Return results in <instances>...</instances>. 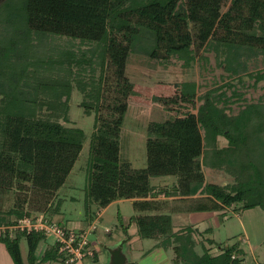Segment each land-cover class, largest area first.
Here are the masks:
<instances>
[{
    "label": "trees",
    "instance_id": "1",
    "mask_svg": "<svg viewBox=\"0 0 264 264\" xmlns=\"http://www.w3.org/2000/svg\"><path fill=\"white\" fill-rule=\"evenodd\" d=\"M140 28L153 34L152 58L211 51L225 76L196 98L201 104L193 120L150 122L145 166L133 168L119 159V136L132 92L126 60ZM258 56H264V0H0V243L12 263L60 261L53 244L37 260L46 240L41 234L8 230L24 215L44 214L27 207L39 210L57 196L87 139L83 130L65 125L70 107L58 98L56 65L70 67L80 107L94 113L84 213L135 200L130 222L139 238L154 239L173 235L170 214L179 208L148 197H186V211L222 216L264 205V96L236 114L228 107L243 100L236 88L242 77L253 86L264 80V71L248 70ZM193 98L183 94L180 100L192 104ZM204 168L231 182L206 181ZM151 177H174L175 184L155 190ZM192 256L193 264H242L245 253L233 243L216 255L203 249Z\"/></svg>",
    "mask_w": 264,
    "mask_h": 264
},
{
    "label": "rangeland",
    "instance_id": "2",
    "mask_svg": "<svg viewBox=\"0 0 264 264\" xmlns=\"http://www.w3.org/2000/svg\"><path fill=\"white\" fill-rule=\"evenodd\" d=\"M225 9L226 6L221 11H225ZM154 43L153 34L140 28L126 60L125 77L132 84V92L127 99V110L120 129L119 159L129 161L133 168L145 166L147 125L150 122H162L173 117H186L193 120L196 109L201 104L196 98L223 83L221 77L225 76L223 70L216 66L214 53L211 51L196 54L191 48L185 54H172L168 59L161 60L150 56ZM248 70L249 72L264 71V56L252 58L248 62ZM70 71V67L66 64L55 67L54 80L61 87L58 98L60 102L67 103L70 107L69 122L65 125L83 130L87 139L57 196L50 200V203L44 208L37 210L38 206L35 208L30 206L27 207V210L33 211L32 213L44 212L46 216L58 224L65 225L67 223V226L75 227L74 224L82 223L85 216L83 204L89 178L88 142L93 131L94 113L85 111L80 107L82 95L71 85ZM236 88L242 94L243 100L239 103H229L230 114H236L245 104L257 102L260 97L264 96V80L253 86V81L244 76L242 77V85L239 84ZM183 94L193 95V103L182 102L180 97ZM229 94L230 91H226V95ZM170 99H175L176 103L171 104L168 102ZM223 145H225V141L219 139V146ZM204 174L206 181L219 185L231 182L230 177L224 176L222 173L216 174L205 168ZM174 182V177L165 180L163 177L158 180L157 178L151 179L153 186L159 189L170 187ZM58 199H61V205L60 215L56 219V211L53 209ZM262 206L239 213L228 210L224 219L220 215L217 223L212 225L211 233L204 236L214 239L217 244L241 243L240 240H243L241 246L245 251V256L242 264H263L264 207ZM92 210L95 211L94 208ZM118 210L117 205H112L103 214L101 223L98 219L95 226L97 228L96 233L88 235V240L94 242L95 247L101 249V253L106 252L104 247H110L109 236L112 237L115 229L119 230L123 226L122 220L132 213L127 202L120 205L119 213ZM185 217L186 222L191 220L187 216ZM106 228L111 233L104 234ZM114 241L117 242V240ZM51 242L52 238L50 237L40 242L36 255L42 252L44 245ZM118 244L121 245V243ZM150 244L151 241L143 242L145 247ZM19 248L23 262L26 263L27 244L23 237L19 241ZM124 252L125 247L121 248V256ZM0 264H13L1 243ZM46 264L62 263L47 262Z\"/></svg>",
    "mask_w": 264,
    "mask_h": 264
},
{
    "label": "crops",
    "instance_id": "3",
    "mask_svg": "<svg viewBox=\"0 0 264 264\" xmlns=\"http://www.w3.org/2000/svg\"><path fill=\"white\" fill-rule=\"evenodd\" d=\"M124 161L129 162L127 160ZM155 178H157V180L160 178L162 179V177H151L149 179V183L152 187L154 186L151 183V179H155ZM169 178L171 177H163V180ZM226 183H221V185H225ZM174 184H171L170 187H165V188L161 187L160 189H167L168 191H170ZM154 188L155 190H158L157 187ZM58 193L59 191L57 192V194ZM197 197H203V196L194 195L191 198L194 199ZM146 199L153 201H166L168 206L172 205L174 208L176 207L179 208L178 210L170 214L171 227L173 233L172 236L168 238L159 237L154 239L139 238L135 224L130 222V218L137 215L132 208V203L135 200H116L110 203L107 207L100 209H97L95 206H93L92 208H94L96 212L92 211L87 214L84 213L85 216L82 223L80 222L74 224L76 226L71 228L88 230L91 225L94 226L97 225L96 223L98 219H100V223L102 222L101 219L103 217V214H105L112 205H117L118 209L120 210V205L123 204L124 202L129 203L132 209V213L128 215L126 219H123L124 221L118 216L120 220H122L123 226L119 230L116 228L115 233L112 237L109 236L108 242L111 243L110 247L109 248L104 247L107 253L105 251L101 253V249L95 247V254L93 259L90 260L88 259V261L86 259L81 263H77V264H113V253H115L117 250H119V256L121 257L123 264H193L194 260L192 254L201 255L203 253V249H208L210 253L214 255L220 252V247L223 246L224 244H217L214 239L206 238L204 235H206L207 233H211L212 225L214 223L215 224L217 223V219L218 217H220L223 211H218V212L217 211L215 212L186 211L185 209L187 207V204L185 205V201H188L189 199L186 197H177V196L164 197L163 194H160L157 198L151 199L148 197ZM59 201L60 204L58 206V211L55 212L56 219L60 215L61 199H59ZM262 207H264V205ZM185 216H187L191 220L186 222ZM224 217L225 216H222V219H224ZM65 225L67 226L68 224L66 223ZM188 229H191L190 230L191 232H189ZM96 230L97 228L91 231L90 234L93 233L95 234ZM109 233L111 232L108 231V229L106 228L104 234H109ZM114 240H117V242H115ZM144 241H151V244L145 247L143 245ZM240 242L241 243H238L239 248L243 250L241 246L243 240H240ZM118 243H121V245L119 246ZM47 245H44L42 252L37 255L38 261H41V255L44 249L47 247ZM94 246L96 245L94 244ZM123 247H125V252L121 256V248ZM197 247H198V251H197ZM45 262L52 263V261H42L40 262V264H46Z\"/></svg>",
    "mask_w": 264,
    "mask_h": 264
},
{
    "label": "built area",
    "instance_id": "4",
    "mask_svg": "<svg viewBox=\"0 0 264 264\" xmlns=\"http://www.w3.org/2000/svg\"><path fill=\"white\" fill-rule=\"evenodd\" d=\"M95 229L91 225L88 230L63 227L44 214L24 215L11 225L9 232L39 233L44 238H52L56 253L62 264H77L86 259H93L95 246L88 240V235Z\"/></svg>",
    "mask_w": 264,
    "mask_h": 264
},
{
    "label": "water",
    "instance_id": "5",
    "mask_svg": "<svg viewBox=\"0 0 264 264\" xmlns=\"http://www.w3.org/2000/svg\"><path fill=\"white\" fill-rule=\"evenodd\" d=\"M113 264H123L122 259L119 256V250H117L115 253H113Z\"/></svg>",
    "mask_w": 264,
    "mask_h": 264
}]
</instances>
